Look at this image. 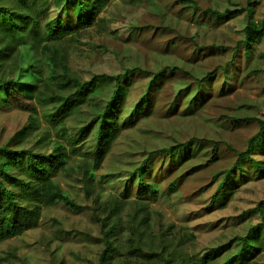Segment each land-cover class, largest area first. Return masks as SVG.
I'll return each instance as SVG.
<instances>
[{
    "label": "rangeland",
    "instance_id": "1",
    "mask_svg": "<svg viewBox=\"0 0 264 264\" xmlns=\"http://www.w3.org/2000/svg\"><path fill=\"white\" fill-rule=\"evenodd\" d=\"M195 1L203 8L247 6V0ZM210 15L194 13L180 0H112L97 24L76 40H61L70 69L82 78L95 72L123 73L108 116L118 132L95 169L92 194L85 193L80 165L93 157V131L78 142L88 156L75 155L67 174L57 177L83 209L75 212L62 202L44 206L35 227L0 241V264H96L103 243L100 221L93 214L94 197L100 194L104 201L118 196L126 183L132 184L130 177L149 151L191 137L217 141L216 157L210 159L213 142L201 140L154 154L150 166L155 168L148 178L156 182V197L137 198L135 176L126 204L107 219V226L116 223V235L123 241L138 229L144 242L152 237L154 249L165 255L201 260L208 254L205 264H222L240 248L242 237L260 221L258 212L248 210L264 198V140L242 161L243 171L236 168L222 181L223 170L259 129L256 120L241 118L264 119V37L254 46H240L235 56L248 13L216 15L220 22ZM253 18L264 19V0H257ZM23 51L21 47L5 60L7 73L15 74L17 57L20 65L29 60L22 58ZM165 65L170 68L160 70ZM137 66L152 72L131 70ZM97 82L105 84L102 99L98 97L103 103L116 85L111 90L113 82ZM30 114L37 116L39 125L21 146L50 150L55 129L42 107L20 94L10 105H0V144L28 124ZM92 115L84 105L68 115L65 124L78 136ZM105 174L111 176L104 178ZM257 238L261 249L235 264H264L262 232ZM121 250L114 258L119 262L129 256L126 248Z\"/></svg>",
    "mask_w": 264,
    "mask_h": 264
},
{
    "label": "trees",
    "instance_id": "2",
    "mask_svg": "<svg viewBox=\"0 0 264 264\" xmlns=\"http://www.w3.org/2000/svg\"><path fill=\"white\" fill-rule=\"evenodd\" d=\"M111 1L0 0V105H10L16 101L19 94L26 99L34 100L42 107L43 116L55 129L56 136L51 142L50 150L21 146L22 139L39 125L37 116L30 114L28 124L20 128L8 141L0 144V241L35 227L44 206L62 202L72 211L78 212L83 209L84 206L63 188L57 177L60 174H67L75 155L84 153L88 156V152L82 151L83 144L78 142L86 139L93 131V157L90 163L84 159L80 165L85 193L92 194L91 183L96 177L95 169L101 166L118 132L113 131V124L116 127L117 123L108 116L111 102L121 85L123 73L95 72L89 78H82L70 69L61 40L65 37L76 40L84 31L97 24L101 19L100 13ZM180 1L191 7L194 13L215 16L218 22L222 20L217 19L216 15L230 17L247 12L248 19L243 28V37L234 46L235 56L240 46H254L253 44L260 43L264 37V19L258 22L253 18L257 0H247L245 7L225 9L203 8L195 0ZM21 47H24V51L21 52L22 58L28 57L29 60L20 65L17 57L14 67L17 68L15 74L11 75L5 69V60L14 57V53ZM36 52L38 56L35 55ZM168 68L170 66L165 65L160 70ZM171 68L177 69V66ZM216 69L207 71L204 77H209ZM131 70L152 72L141 66L133 67ZM99 79L113 82L111 90L116 85L111 97L105 99L103 103L98 97L101 98L105 84H99L97 82ZM84 105L89 106L93 115L88 121L83 122L78 136H75L76 133H70L65 121L68 115L81 110ZM97 107H101L102 110L95 111ZM32 109L36 111L37 106L34 105ZM113 116L115 118V115ZM241 119L256 120L259 129L248 138L245 149H237L235 161L223 170L222 181L230 177L236 168L243 171L242 161L250 157L255 149L260 148L259 143L264 140L263 118ZM194 140L213 142L210 159L216 157L214 150L218 142L198 137L151 150L130 177L132 184L134 177H137L136 197L139 199L156 197V182L149 181L148 178L155 168V165L150 166L154 154L174 151L181 146L190 145ZM110 176L111 174H105L104 178ZM172 182L173 180L169 184L172 185ZM130 184L126 183L121 194L110 199L103 201L100 194L94 197L93 214L100 221L102 235L99 239L103 243L96 264H205L209 258L208 254L203 255L200 260L190 255H165L162 251L155 250L152 237H148L144 242L142 232L138 229L130 233L124 241L117 237L118 225L113 223L108 227L107 219L117 215L126 204ZM217 187H220V183ZM146 205L142 204L141 207L146 208ZM248 211L258 212L260 221L251 226L249 233L242 237L240 248L222 264L241 263L244 258H249L261 249V240L257 237L262 232L264 242V198ZM103 212L105 215H102ZM145 246L149 247V250L145 249ZM121 247L126 248L129 256L119 262L114 258L122 254ZM132 255L136 256L135 260L131 259ZM157 255L159 257H156ZM161 259L163 262L159 263Z\"/></svg>",
    "mask_w": 264,
    "mask_h": 264
}]
</instances>
